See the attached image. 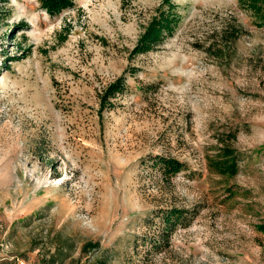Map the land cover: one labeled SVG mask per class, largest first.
Masks as SVG:
<instances>
[{"label":"rangeland","instance_id":"obj_1","mask_svg":"<svg viewBox=\"0 0 264 264\" xmlns=\"http://www.w3.org/2000/svg\"><path fill=\"white\" fill-rule=\"evenodd\" d=\"M263 18L264 0H0V264H264Z\"/></svg>","mask_w":264,"mask_h":264},{"label":"trees","instance_id":"obj_2","mask_svg":"<svg viewBox=\"0 0 264 264\" xmlns=\"http://www.w3.org/2000/svg\"><path fill=\"white\" fill-rule=\"evenodd\" d=\"M43 5L48 8V10L52 13L60 11L64 7L71 6L73 4V0H42ZM167 2H170V0H166ZM264 20V18H263ZM173 17L171 14L163 13L162 16L158 19H154V22L150 25V27L147 29L143 37L141 38L136 51L137 52H147L152 50L155 43H157L162 36H164L166 31H169L172 29ZM123 88L122 79L116 81L114 84H112L107 94L108 96L104 97L103 100L107 101V97H110L111 94H116L117 91H120ZM159 161H162L163 164L166 166L167 172L170 174H177L183 167V163L179 162L175 159L170 158H163L161 157ZM227 169L235 170V164L230 163L228 166H226ZM163 220L166 222L167 232L173 228V226L180 222H184L187 220V217L185 215V210L183 209H172V211H169L165 213V216L163 217ZM264 231V224L260 227ZM166 231L163 230V233Z\"/></svg>","mask_w":264,"mask_h":264},{"label":"built area","instance_id":"obj_3","mask_svg":"<svg viewBox=\"0 0 264 264\" xmlns=\"http://www.w3.org/2000/svg\"><path fill=\"white\" fill-rule=\"evenodd\" d=\"M0 230H1V227H0Z\"/></svg>","mask_w":264,"mask_h":264}]
</instances>
